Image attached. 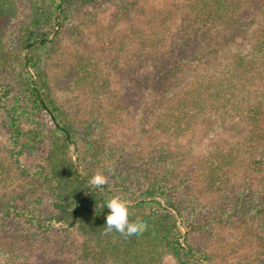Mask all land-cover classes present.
Returning a JSON list of instances; mask_svg holds the SVG:
<instances>
[{"label":"trees","instance_id":"1","mask_svg":"<svg viewBox=\"0 0 264 264\" xmlns=\"http://www.w3.org/2000/svg\"><path fill=\"white\" fill-rule=\"evenodd\" d=\"M100 1L32 0L31 7L24 9L21 0H0V76L17 71L19 86V99L11 89L0 91V109L6 114L12 158L22 174L39 182L35 194L26 195L27 202L21 206L13 199L3 201L0 220L14 217L38 231L58 226L64 232H76L80 237L77 257L89 264H211L210 255L189 239L202 226L189 222L194 202L185 186L189 189L198 183L202 191L216 197L221 207L218 223L242 230V245L258 232H253L256 224L263 235L257 255L264 256V24L249 36L256 18L264 15V0H184L174 12L158 14L145 26L131 27L130 39L139 51L138 66L131 70L137 73L151 67L148 75L139 73L140 81L153 78L155 108L167 103L155 127L166 135H187L201 123L210 128V120L204 123L210 112L221 123L231 116L233 128L243 134V140L228 152L195 162L184 175L185 154L175 153L168 142L158 144L150 158L152 165L138 157L136 166L121 172L111 169L108 185L95 189L89 186L95 171L79 169L72 154V145L80 138L81 120L56 97L47 68L58 52V31L68 25L74 28L79 12ZM179 16L177 27H168ZM170 30L173 32L165 35ZM10 43L14 45L11 49ZM227 53L228 63L218 75L212 68ZM66 70L92 98L115 96L111 79L90 59L80 57ZM189 76H195L194 82L183 87ZM25 104L38 115L48 114L52 122L48 134L35 119L30 120L41 129L33 126L24 133L20 110L23 112ZM94 116L101 118L97 111ZM104 136L93 146L96 154L103 148L100 144L104 146ZM44 140L49 143L48 154L44 164L31 173L20 164V158L26 151L38 150ZM242 146L248 154L243 161L248 172L243 185L235 187L227 175L242 155ZM117 151L124 158L126 149ZM6 180L1 164L0 184ZM43 195L51 205L45 217L38 205ZM116 195L130 201V219L146 221L147 232L128 238L115 231L104 234L109 210L100 205ZM167 257L174 263L166 262Z\"/></svg>","mask_w":264,"mask_h":264},{"label":"rangeland","instance_id":"2","mask_svg":"<svg viewBox=\"0 0 264 264\" xmlns=\"http://www.w3.org/2000/svg\"><path fill=\"white\" fill-rule=\"evenodd\" d=\"M21 1L24 9L31 7L32 0ZM183 1L101 0L97 6L79 12V22L76 26L79 27L80 32L77 31L76 26L72 28L73 25L58 31L57 41L60 45L57 54L49 61L47 71L56 97L81 120L80 138L76 145H72V154L78 162L79 169L87 168L95 173L104 171L109 178L111 169L116 168L121 172L127 167L136 166V163H139L138 157L152 165L150 158L154 154V147L168 142L175 153H184L186 156L185 166L181 171L184 175L185 171L194 168L195 162L200 164L213 154L228 152L231 148L238 147V142L243 140V134L233 128L234 119L231 116L227 117L226 122L221 123L220 120H215L216 115L210 112L205 114L204 123L210 120L213 123L211 127L208 128L201 123L187 135L178 137L166 135L155 127L158 117L164 116L167 103L155 108L156 93H154L153 78L149 77L144 83L140 81L141 76L151 72V67L138 70L137 73L131 70L138 66L139 51L136 42L130 39L133 36L130 29L145 26L149 19L158 14L168 15V12H174L176 5L180 6ZM129 3H132L131 6L127 10L123 9L128 7ZM180 18L177 17L174 22L170 20L167 23L168 27L175 29ZM256 20L249 30V36L264 24V15H260ZM10 32L13 33L12 39H14L15 29L12 27ZM172 32V30L166 31L165 35L167 33L170 35L169 33ZM12 46L14 45L10 43L9 49ZM228 54H224L220 64L212 68L218 75H221L224 66L228 63L226 58ZM80 57L100 65L104 74L112 81L116 92L114 97L104 96L100 100L94 99L89 90L80 88L79 84H76V77L67 75L66 69L75 66ZM89 68L92 70L93 66ZM139 73L143 74L139 76ZM17 78V71L10 75L8 73L1 75L0 91L11 89L16 99H19ZM194 79L195 76H189L182 86L184 87L185 83L192 84ZM141 82L144 85L140 86ZM125 87H130L128 95L124 94ZM32 110L31 106L26 104L23 112L20 110L24 133L31 131L33 126L41 129L30 120L35 119L44 133L48 134L52 126L51 118L46 113L38 115ZM96 111L101 118H95ZM102 134L105 135L102 140L104 146L100 144L103 148L100 154H96L93 146ZM10 147L6 114L0 109V165L4 166L7 179L0 184V204L5 200L13 199L15 205L21 206L27 202L26 195L35 194L37 189L34 188H39L36 186L39 182L31 176L22 174L15 158L10 154ZM122 147L126 149L124 158L119 157L117 151ZM48 149L49 143L44 140L43 144L38 145V150L26 151L20 158V164L33 173L44 164ZM246 155L248 154L243 149L236 165L227 175L230 179L228 182L235 187L243 185L244 177L248 172L243 162ZM185 187L194 202V207L189 208V222L202 226L189 235L190 242L194 247L210 255L211 264H264V256L257 255L263 241L260 237L263 235H260L256 224L252 226L253 232H258L255 236L244 239L242 245L241 229L218 223L221 207L216 197L202 191L198 183L189 189ZM43 198L44 200L38 205L45 217L51 211V205L49 197L43 195ZM79 242L80 237L76 232H64L58 226L43 232L28 226L20 218L0 220V260L6 264H89L77 257ZM166 262L174 263V259L167 257Z\"/></svg>","mask_w":264,"mask_h":264},{"label":"clouds","instance_id":"3","mask_svg":"<svg viewBox=\"0 0 264 264\" xmlns=\"http://www.w3.org/2000/svg\"><path fill=\"white\" fill-rule=\"evenodd\" d=\"M108 183V176L100 171L96 172L89 180V186L95 189H102ZM100 207H106L109 210V214L106 217V227H104L105 235L115 231L128 238L141 235L149 230L148 223L143 219H130L132 215L130 201L119 195L109 198ZM0 264H3L2 260H0Z\"/></svg>","mask_w":264,"mask_h":264}]
</instances>
